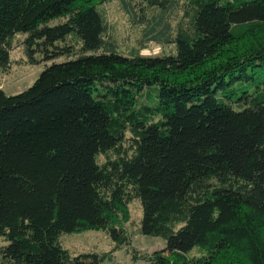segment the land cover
I'll return each instance as SVG.
<instances>
[{
    "label": "trees",
    "instance_id": "trees-1",
    "mask_svg": "<svg viewBox=\"0 0 264 264\" xmlns=\"http://www.w3.org/2000/svg\"><path fill=\"white\" fill-rule=\"evenodd\" d=\"M15 47L45 67L0 90V264H101L133 234L165 241L134 262L264 264V0H0L2 73ZM86 231L112 249L62 247Z\"/></svg>",
    "mask_w": 264,
    "mask_h": 264
},
{
    "label": "rangeland",
    "instance_id": "rangeland-1",
    "mask_svg": "<svg viewBox=\"0 0 264 264\" xmlns=\"http://www.w3.org/2000/svg\"><path fill=\"white\" fill-rule=\"evenodd\" d=\"M109 15L112 22H115L117 28L122 31L125 30L124 18L121 13L116 11L115 7L109 9ZM132 38L129 40L131 42ZM171 51L169 46H159L155 44H148L146 48L139 52L141 56L152 57L165 55ZM20 57L18 48L15 47L10 53V60L12 61L11 68L7 73L0 71V90L6 95H16L28 89L33 82L38 78L41 71L44 69V63L36 65L15 63ZM129 222L125 224L126 228L134 231L139 227L141 220V208L138 200H132L128 206ZM60 243L64 249L70 254L77 256L82 254H102L109 252L113 245L109 237L100 231H86L75 234L62 235ZM165 247V241L158 237H149L141 234L131 235V246L124 247L121 250L112 253L110 259L101 264H148L144 261L138 260L136 262L132 259V249H135L140 254L151 255L152 253L162 250Z\"/></svg>",
    "mask_w": 264,
    "mask_h": 264
}]
</instances>
